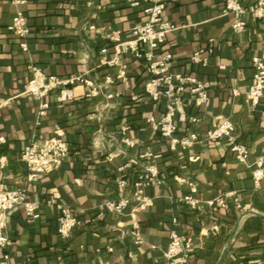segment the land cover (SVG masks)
Returning <instances> with one entry per match:
<instances>
[{
  "label": "crops",
  "instance_id": "obj_1",
  "mask_svg": "<svg viewBox=\"0 0 264 264\" xmlns=\"http://www.w3.org/2000/svg\"><path fill=\"white\" fill-rule=\"evenodd\" d=\"M224 2L166 0L162 15L178 26L161 47L173 55L170 70L209 83L207 103L195 105L187 88L173 115L177 136L195 131L201 139L188 150L171 151L168 138L147 120L164 112L166 100L155 102L145 94L149 75L144 60L122 54L126 79L104 82L118 70L102 62L115 54L108 35L129 39L134 24L146 20L141 6L126 0H0V156L7 159L0 185L26 188L27 199L38 205V217L32 220L23 205L7 211L10 264H168L164 250L172 227L193 236L184 264H264V179L257 186L251 179L254 161L264 156V92L255 107L246 97L253 73L250 59L264 43V17L248 12L244 30L234 32V15L222 12ZM251 2L243 1L246 6ZM16 9L30 26L27 51L7 29ZM197 50L207 57L206 64L190 61ZM30 64L47 74L87 76L102 92L85 98V86L77 83L68 102L49 95L47 113L38 117L36 100L25 92ZM220 118L233 122L236 141L248 147L244 160L234 157L226 138H205ZM57 128L68 155L41 179L28 181L20 151L31 140L51 137ZM151 161L159 167L160 180L146 189L150 207L123 215L102 208L106 199L115 198L118 177L132 182ZM180 179L197 183L196 209L179 200L188 192ZM130 194L131 185L125 191ZM56 203L70 206L79 220L67 237L57 232ZM134 222L142 235L140 245L128 233Z\"/></svg>",
  "mask_w": 264,
  "mask_h": 264
},
{
  "label": "built area",
  "instance_id": "obj_2",
  "mask_svg": "<svg viewBox=\"0 0 264 264\" xmlns=\"http://www.w3.org/2000/svg\"><path fill=\"white\" fill-rule=\"evenodd\" d=\"M14 4H23L25 0H10ZM131 6H141L146 20L134 24L130 29L131 37L126 40L120 38L119 33H112L108 38L115 42L114 57L110 60L102 58V62L108 65L118 67L114 77H105V83H111L114 80L124 81L126 79L127 64L121 60L124 53L131 54L134 58H141L145 62L148 72V79L145 81L144 92L150 100L159 102L166 100L164 112L158 117H149L147 120L151 128L157 130L162 136L169 140V150H188L190 146L198 142L201 138L195 131H191L188 135L177 136L176 123L174 121V112L176 108L182 104V93L189 88L194 104L197 106L204 105L209 101L207 81H199L191 74H182L172 72L170 63L172 53L162 51L161 47L165 42V38L169 32L178 26L166 20L162 15L166 0H126ZM244 0H225L222 12L232 13L234 20L231 28L234 32L244 30L246 25L243 15L248 12L255 18L264 17V0H252L250 5L246 6ZM11 21L7 26L8 31L17 36L21 50L27 51V38L30 34V26L28 25L25 13L21 9H16L11 16ZM258 53L253 54L251 63L253 73L251 83L246 92V97L251 105L255 107L260 101L264 92V43L261 45ZM106 47L101 48V52L105 53ZM190 61L198 64H206L207 57H202V50L193 52ZM30 77L25 83V92L29 94L37 102V116L41 117L47 113L50 103L47 97L52 93L58 102H68L73 98V87L80 83L85 86V98H94L101 94L102 86L95 83L91 78L80 75L70 74L68 76H60L57 74H47L37 65L30 64ZM234 93H236L234 91ZM196 121V117L191 118ZM205 134L206 139L219 140L226 138L228 148L237 160H244L249 149L242 142H237L234 137V124L228 118H220L214 122ZM123 140L127 144H131L129 138L124 137ZM68 145L60 129H55L51 137L46 139H34L28 142L20 151L21 158L25 162L27 168V180L35 182L56 166H58L68 155ZM113 154L109 153L108 158H113ZM6 156H0V168L6 163ZM135 163V160H131ZM179 179V177H178ZM251 179L254 185L260 184L264 179V156L258 157L254 161V168L251 173ZM160 170L156 163L147 162L142 166V170L136 178L129 182V179L122 175L115 181L116 196L115 198L106 199L102 204V208L113 212L117 215H123L127 212H140L153 204L152 198L146 193V189L159 182ZM187 183L188 192L179 200L188 205L189 209H196L199 205L195 194L198 190L197 183L192 179L184 180ZM131 185V194L125 195V191ZM222 200H218L217 204L222 205ZM57 204V232L62 237H67L73 228L78 224L73 209L62 203ZM213 204V201H210ZM16 205H23L25 215L28 220L38 217L35 202L27 199V190L24 187H11L6 184L0 185V264H10V256L6 247L10 244V239L5 232L7 211ZM177 218H172V223L177 222ZM134 244L140 245L143 241L139 232L138 223L134 222L128 231ZM169 241L165 248L164 257L168 264H184L186 263L190 250L193 245V236L178 232L175 227L168 231Z\"/></svg>",
  "mask_w": 264,
  "mask_h": 264
}]
</instances>
